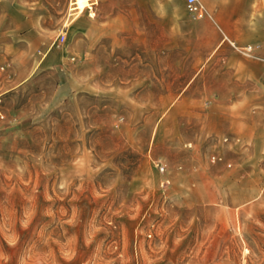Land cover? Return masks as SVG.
<instances>
[{
	"label": "rangeland",
	"instance_id": "374dc122",
	"mask_svg": "<svg viewBox=\"0 0 264 264\" xmlns=\"http://www.w3.org/2000/svg\"><path fill=\"white\" fill-rule=\"evenodd\" d=\"M200 1L0 0V264H264V78L189 84L219 25L264 72V0Z\"/></svg>",
	"mask_w": 264,
	"mask_h": 264
},
{
	"label": "crops",
	"instance_id": "0c3cea01",
	"mask_svg": "<svg viewBox=\"0 0 264 264\" xmlns=\"http://www.w3.org/2000/svg\"><path fill=\"white\" fill-rule=\"evenodd\" d=\"M216 0H207L208 4H213ZM240 1L241 5H246L245 9H242L244 13H246V19L249 21L252 18V14L254 9L263 8V0H217L218 4H222L225 6L233 4V2L237 3ZM92 6V4L90 5ZM86 7L90 14L93 15L92 10L90 11L89 7ZM94 8V6H93ZM219 16V15H218ZM210 19H205L204 24H211ZM103 23V21H99ZM98 27H101L100 25ZM212 37L218 38V41L215 46L211 47L210 50H205L209 56H206V59L201 61L196 68V71L193 73L189 84L196 81V79L202 78L206 68H212L213 70V78L215 79L216 85H233V86H241V97L243 98L244 95L248 96V84L250 80L258 79L262 80L264 78V72L260 64H255L254 68H250L248 58L242 56L241 52H239L236 48L232 45H222L225 42L226 37L231 38L230 36L233 35L232 30L228 27H222L219 25V28L211 29ZM147 50V48L145 49ZM210 62V65L207 67V62ZM147 63V61H145ZM147 81H140L139 83H146ZM244 86V87H243ZM243 87V88H242ZM245 89V90H244ZM217 98L221 99L224 97L222 88H216ZM236 92V91H235ZM234 93V92H233ZM236 94V93H235ZM245 110V109H244ZM246 111L243 113V123L241 125V133L248 132V113ZM232 116V115H231ZM230 116V117H231ZM233 117V116H232ZM231 117V118H232ZM246 131V132H245Z\"/></svg>",
	"mask_w": 264,
	"mask_h": 264
},
{
	"label": "built area",
	"instance_id": "2783aa9c",
	"mask_svg": "<svg viewBox=\"0 0 264 264\" xmlns=\"http://www.w3.org/2000/svg\"><path fill=\"white\" fill-rule=\"evenodd\" d=\"M92 1V6L89 7L90 10L93 9V5L98 2V0H91ZM187 7L188 9L194 13L197 17H202L205 15L207 12L206 7L203 5V3L200 0H187ZM65 39V34L60 35V40L63 41ZM243 51L249 53L252 50V46H243L241 48ZM215 159V156L213 157ZM160 167V170L164 171L165 170V165L164 164H158Z\"/></svg>",
	"mask_w": 264,
	"mask_h": 264
},
{
	"label": "bare ground",
	"instance_id": "6f19581e",
	"mask_svg": "<svg viewBox=\"0 0 264 264\" xmlns=\"http://www.w3.org/2000/svg\"><path fill=\"white\" fill-rule=\"evenodd\" d=\"M91 4V0H71L69 9L76 10L75 13L77 14V17L86 9V7L90 6Z\"/></svg>",
	"mask_w": 264,
	"mask_h": 264
}]
</instances>
